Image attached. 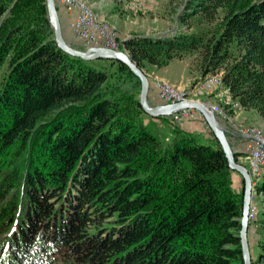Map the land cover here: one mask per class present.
<instances>
[{
	"label": "trees",
	"instance_id": "16d2710c",
	"mask_svg": "<svg viewBox=\"0 0 264 264\" xmlns=\"http://www.w3.org/2000/svg\"><path fill=\"white\" fill-rule=\"evenodd\" d=\"M30 2L0 35V66L9 58L0 86V264H243L242 195L233 194L219 142L178 130L162 147L103 92L109 74L97 63L127 70L140 86L129 69L64 53L44 18L25 19L46 11L45 0ZM184 6L182 19L198 30L129 38L122 46L132 61L161 68L201 50L203 76L222 74L241 107L264 118V0ZM7 12L0 0V19ZM256 246L251 264H264V231Z\"/></svg>",
	"mask_w": 264,
	"mask_h": 264
},
{
	"label": "rangeland",
	"instance_id": "374dc122",
	"mask_svg": "<svg viewBox=\"0 0 264 264\" xmlns=\"http://www.w3.org/2000/svg\"><path fill=\"white\" fill-rule=\"evenodd\" d=\"M30 1L31 4L38 3V0H30ZM78 1L83 2V4L86 7L90 8L93 11L88 1L86 0H78ZM102 1L104 4H109L111 9L110 11H113L114 15L116 16V19H119L117 21L121 22V26H122L121 29L118 28L117 24L116 25L112 24L100 18L94 11L93 13L100 21H103L106 24L112 26L117 31L119 51L125 52L127 54L128 52L122 46L123 42L121 41V35L119 33V31L123 30V28L124 30L127 29L130 30L129 32L130 35L126 39L132 38L134 36H149L147 34H150V37L164 39V38L173 37L180 33H193L198 30L197 22L195 19H187V20L182 19V14L184 12V7H185L184 6L185 0H102ZM22 2L23 0H5L8 12L0 19V35L5 33V31H7L10 28V26L17 21L18 12H16V7H18V5ZM56 7L58 10L62 37L65 43L76 50L84 51L85 49L83 47V43L75 38V36L71 32V29L69 28V22L72 16L67 12H65L64 10L61 11L59 5H56ZM62 12H64L66 16V21H64L61 16V14H63ZM39 13L40 12L38 10L28 11L25 13V17H26L25 19L27 21L30 20L31 23L34 24L35 22L32 19L33 16H39L41 19L44 18L46 23L43 24V29L47 33H49V35L52 38H54V30L50 25L47 8L44 14L43 13L39 14ZM207 26L208 28H210L211 31L215 29V23H212ZM184 57L189 58L190 61L189 69L191 71H194L195 69L199 71L198 73L199 78L195 79L190 84V86L187 87L190 88L193 85H195L199 81V79L204 77L202 74V67H201L204 58L203 52L201 50H196L192 53L185 54ZM177 58H181V57H177ZM8 60L9 58H6L0 66V86L3 78H5L9 70ZM97 65L104 68L109 74L108 81L103 86V92L107 97L118 102L120 106L121 114H123V110L128 109L129 117L134 121L138 122L139 124H141L143 127H145L147 132L155 136L161 142L162 147L168 145L171 142V139L175 136V132L178 131V128H181L183 126L182 124H184L185 121L181 125L176 126L172 123L170 116L153 118L145 113H139L138 108L135 107V101L139 99V94H140V86L137 83L136 79L133 78L128 73L127 70L125 69L118 70L117 65H109L108 62L97 63ZM148 66L149 65H145L141 70L145 73L144 70ZM170 67H172L171 70L172 69L174 70L173 66ZM218 71L224 72V69L221 68ZM177 73L178 72L175 70L176 75ZM157 81H164V80L158 79L155 80L154 82ZM175 88L180 89L178 87ZM157 95H158V91L154 90L151 81L148 80L147 97L154 96L157 98ZM204 99H209L210 101L209 100L203 101ZM194 102H200L204 105L208 104L211 106L223 105V103L219 99L215 98L213 95H210L208 97L195 98ZM233 115L234 113H232L231 119L235 123V121L233 120ZM196 119H201V118H196ZM240 127L242 128L256 127L262 130L264 129L258 126H250V125L240 126ZM206 132L208 131L203 129L202 134H195L193 136L198 140L200 144L215 148L216 145L215 141L211 140L208 136H205L204 134ZM244 155L246 158V154ZM244 155L239 154L238 155L239 157L235 156V158L238 164L246 167L247 163H245L246 161L244 159ZM259 176L260 177L255 179V185L256 183L262 184L264 182V167L261 168ZM230 187L234 195L236 196L242 195V191L236 193V189L234 185L230 184ZM252 202L254 206H256L259 213L258 216L256 217L257 219L255 218L254 221H252V223L248 225L247 239L249 244L250 255L252 258H256L258 253V248L256 244L260 240V237H262L264 231V225H263L264 224V191L261 192L255 191L253 193Z\"/></svg>",
	"mask_w": 264,
	"mask_h": 264
},
{
	"label": "water",
	"instance_id": "95a60500",
	"mask_svg": "<svg viewBox=\"0 0 264 264\" xmlns=\"http://www.w3.org/2000/svg\"><path fill=\"white\" fill-rule=\"evenodd\" d=\"M45 5L47 8L50 25L54 30V40L59 49L64 53L75 57L80 58L85 61H94V60H109L117 61L125 65L129 71L139 80L140 82V94H139V105L143 112L153 118L170 116L172 112L183 108V107H192L197 109L202 115L203 119L209 126L212 134L215 139L219 142L221 149L225 155L228 168L236 172L242 178L243 189H242V208L239 218V232L238 238L240 241L243 264H251V255L249 250V244L247 239L248 233V210L251 201V196L253 192V185L250 179V176L247 172V169L238 164L235 158L237 153L233 152L226 134L229 133L227 129L221 126L211 112L200 102H180L174 105H159L155 107H150L147 102V93H148V78L146 74L137 67V65L132 61L130 56L122 51H114L109 49H93V50H76L69 45H67L62 37L61 25L58 16V10L54 0H45ZM127 40L124 39L123 42Z\"/></svg>",
	"mask_w": 264,
	"mask_h": 264
},
{
	"label": "crops",
	"instance_id": "0c3cea01",
	"mask_svg": "<svg viewBox=\"0 0 264 264\" xmlns=\"http://www.w3.org/2000/svg\"><path fill=\"white\" fill-rule=\"evenodd\" d=\"M90 3L93 11L102 19L112 23V24H117L118 28L121 29V22L117 21L119 19H116V16L114 15L113 11H110V6L109 4H104L102 0H86ZM61 11L64 9L60 7ZM65 11V10H64ZM66 12V11H65ZM61 14L62 18L64 21H66V16L64 12ZM96 16V15H95ZM63 21V22H64ZM130 30H121L119 31L121 35V41L123 42L124 39L129 37L130 35ZM150 36V34H147ZM84 47V46H83ZM173 64V65H171ZM170 66H173L174 70L172 72ZM190 61L189 58L187 57H181V58H173L168 62V64L164 67L158 68L156 66H151L149 65L148 67L145 68V74L148 78V80L151 81L154 90H157L154 85V81L158 79H162L164 81H167L171 85L178 87L180 89L187 88L190 86V84L197 78H199L198 70L191 71L190 69ZM175 70L178 72L177 75L175 74ZM200 80V79H199ZM188 89V88H187ZM209 99H204L203 101H208ZM210 101V100H209ZM147 102L150 107H155L159 105H163V103L160 101L158 95L157 98L154 96H148L147 97ZM208 105V104H206ZM171 119V118H170ZM194 121L191 120H186L183 126L181 128H178L179 131L195 135V134H202L203 133V123L202 120L200 119H193ZM233 120L235 121V124L232 119L230 122H226L224 124H221V126L227 128L229 127V133L226 134V137L228 139V142L230 144V147L233 152L239 154H246V158L244 155V159L248 160V150L245 149V139L239 136H236L233 134L232 131H235L234 128L231 125H236V126H258L261 128H264V118L261 117L255 110L253 109H243L241 108L240 110L236 111L233 115ZM264 130V129H263ZM205 136H208L211 140L215 141V137L212 133L206 132L204 134ZM239 157V156H237ZM246 163V162H245ZM260 177V176H259ZM230 184L234 185L236 189V193H239V191H242L243 189V182L242 178L240 175H238L236 172L230 173ZM255 185V183H254ZM256 190H254L255 192Z\"/></svg>",
	"mask_w": 264,
	"mask_h": 264
},
{
	"label": "built area",
	"instance_id": "2783aa9c",
	"mask_svg": "<svg viewBox=\"0 0 264 264\" xmlns=\"http://www.w3.org/2000/svg\"><path fill=\"white\" fill-rule=\"evenodd\" d=\"M56 5L62 7L68 14L72 16L69 22V28L75 36V38L83 43L85 50L93 49H109L114 51H119L118 37L108 32L106 29H100L94 25V19L85 17L84 15H79V12L71 7V2L66 0H54ZM214 84V83H212ZM155 88L158 91V97L163 104L174 105L181 102L180 94H172L170 90H166L165 86L160 85V82H154ZM199 87H205L204 77L200 79ZM187 89V88H184ZM183 89V90H184ZM216 91H219V88L216 85ZM220 92V91H219ZM216 121L221 125L224 124L219 117L214 113H211ZM171 121L174 125L179 126L186 120H193L196 118H201L203 127L206 131H210L209 126L203 119L202 115L198 110L192 107H183L180 108L170 115ZM225 128V127H224ZM228 131L230 130L227 126ZM230 132V131H229ZM234 135L242 137L245 139L246 145L245 149L248 152H251V160H245L247 166V172L250 176L252 183L254 182V177L259 173V166L261 162L264 161V140L262 138L256 137V132L252 131H232ZM253 213V202L252 196L248 210V222L252 223L254 219Z\"/></svg>",
	"mask_w": 264,
	"mask_h": 264
},
{
	"label": "bare ground",
	"instance_id": "6f19581e",
	"mask_svg": "<svg viewBox=\"0 0 264 264\" xmlns=\"http://www.w3.org/2000/svg\"><path fill=\"white\" fill-rule=\"evenodd\" d=\"M68 2H71V7L75 9L76 11L79 12V15H84L85 17L92 18L94 19V25L97 26L100 29H106L108 32L112 33L114 37H118L117 31L110 25L106 24L103 21H100L93 11L86 7L83 2L78 1V0H66ZM205 81V87H199L200 85V80L193 85L192 87L188 89H176L173 87L170 83L167 81H157L160 82V85L165 86L166 90H170L172 94H180L181 91H183L181 95V102H194L195 98L199 97H208L210 95H213L215 98L219 99L223 105H217V106H211V105H205L206 108L211 112L214 113L219 119L222 120L223 123L230 122L231 121V115L232 113H235L236 111L240 110L242 107L237 101L231 90L227 85L223 83L222 80V74H212L204 77ZM214 83V84H212ZM216 85L219 88V91H216ZM204 105V104H203ZM197 110V109H196ZM235 131H252L256 132V137L257 138H262L264 140V131L260 128L256 127H240L236 125H231ZM248 160H251V152L248 154ZM264 167V161L261 162L259 166V173L261 168ZM259 173L257 176L254 177V182L252 183L253 188L255 187V179L259 177ZM255 188L253 189L252 192V198H253V193H254ZM253 213L254 217L256 218L258 216V210L256 206L253 204ZM254 218V219H255ZM254 219L252 221H254Z\"/></svg>",
	"mask_w": 264,
	"mask_h": 264
}]
</instances>
